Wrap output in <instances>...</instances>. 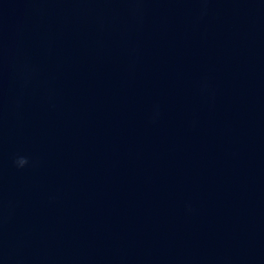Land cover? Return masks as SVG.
I'll return each instance as SVG.
<instances>
[{
	"label": "water",
	"instance_id": "obj_1",
	"mask_svg": "<svg viewBox=\"0 0 264 264\" xmlns=\"http://www.w3.org/2000/svg\"><path fill=\"white\" fill-rule=\"evenodd\" d=\"M0 264H264V0H0Z\"/></svg>",
	"mask_w": 264,
	"mask_h": 264
},
{
	"label": "clouds",
	"instance_id": "obj_2",
	"mask_svg": "<svg viewBox=\"0 0 264 264\" xmlns=\"http://www.w3.org/2000/svg\"><path fill=\"white\" fill-rule=\"evenodd\" d=\"M13 164L18 170H23L29 166L30 160L25 156H17L14 159Z\"/></svg>",
	"mask_w": 264,
	"mask_h": 264
}]
</instances>
